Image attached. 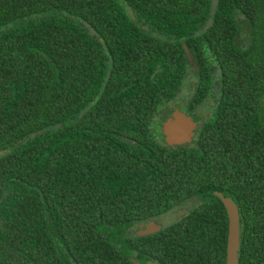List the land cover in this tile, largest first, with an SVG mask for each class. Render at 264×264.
I'll return each instance as SVG.
<instances>
[{"label": "trees", "instance_id": "16d2710c", "mask_svg": "<svg viewBox=\"0 0 264 264\" xmlns=\"http://www.w3.org/2000/svg\"><path fill=\"white\" fill-rule=\"evenodd\" d=\"M171 104L190 145L163 142ZM215 192L264 264V0H0V264H225Z\"/></svg>", "mask_w": 264, "mask_h": 264}, {"label": "water", "instance_id": "95a60500", "mask_svg": "<svg viewBox=\"0 0 264 264\" xmlns=\"http://www.w3.org/2000/svg\"><path fill=\"white\" fill-rule=\"evenodd\" d=\"M187 62L191 63L193 70L197 71L196 59L188 47L183 44ZM171 111L165 109L162 114L170 113ZM161 123V135L163 142L168 148L180 147L184 145H190L193 143L196 132L198 129V123L194 119L183 112L179 107L173 106V111L169 118L160 117ZM214 195L222 202L225 207L228 217V236L226 246V261L225 264H239V250H240V215L237 204L233 199L225 197L223 194L215 192ZM141 230L137 236H147L159 232L162 229L161 225L151 221L148 224H141L139 227ZM133 264H142L133 257H130ZM145 264H155L152 261H146Z\"/></svg>", "mask_w": 264, "mask_h": 264}, {"label": "flooded vegetation", "instance_id": "af4514ba", "mask_svg": "<svg viewBox=\"0 0 264 264\" xmlns=\"http://www.w3.org/2000/svg\"><path fill=\"white\" fill-rule=\"evenodd\" d=\"M191 83H192V82H191ZM213 84L216 86L217 83L214 81ZM217 89H219V86L217 87ZM210 100H213V96H210V99H209V100L207 99L206 102H208V101H210ZM211 103H212L214 106H217V100H215L214 102L212 101ZM173 106H176V108L179 107L183 112H185V111L181 108L180 104H171V106H170L169 108H164V109H162V110L160 111L161 116H163L165 119H166V118H169V117L171 116V112L173 111ZM165 109H168V110H170L171 112H170V113H166V114H162V111H164ZM186 114H187V113H186ZM187 115H188V114H187ZM161 116H160V117H161ZM160 123H161V119H160L159 124H160ZM198 124H200V123H198ZM196 207H197V205H195L193 202H189V203H187V204H185V205H183V206H181V207H179V208H177V209H175V210L169 212L170 215L172 216V220H170V221H166L165 217H160V218H156V219L149 220V221H142V222H139V223L135 224L131 229H129V230L127 231V236L130 237V238H147V237H152V236H155V235H159V234H161V233L164 231V229H166V228H168V227H170V226H172V225H174V224L180 223V222H182L183 220H185V219L188 217V215L191 214V212H192L193 210L196 209ZM238 210H239V209H238ZM239 215H240V213H239ZM151 221L157 223L158 225H161V226H162V229H161L159 232H156V233L151 234V235H147V236H143V237H142V236H137V234H138L140 231L145 230V228H143V229L141 230V229L139 228L140 225H141V224L146 225V224H148V223L151 222ZM240 227H241V224H240ZM133 258H134V257H133ZM134 259H135V258H134Z\"/></svg>", "mask_w": 264, "mask_h": 264}, {"label": "rangeland", "instance_id": "374dc122", "mask_svg": "<svg viewBox=\"0 0 264 264\" xmlns=\"http://www.w3.org/2000/svg\"><path fill=\"white\" fill-rule=\"evenodd\" d=\"M203 115L207 116L208 115V110H203ZM163 217H165L166 221H170L172 220V216L170 215V213L165 214Z\"/></svg>", "mask_w": 264, "mask_h": 264}]
</instances>
